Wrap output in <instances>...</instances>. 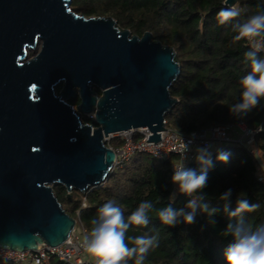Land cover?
<instances>
[{
    "label": "water",
    "instance_id": "water-1",
    "mask_svg": "<svg viewBox=\"0 0 264 264\" xmlns=\"http://www.w3.org/2000/svg\"><path fill=\"white\" fill-rule=\"evenodd\" d=\"M38 42L37 55L20 62ZM179 74L173 48L148 31L137 36L111 16L86 17L71 0H0V247L62 244L76 219L53 186L69 196L102 185L115 161L103 141L109 133L147 128L146 141H158ZM74 87L79 114L94 111L96 126L63 101Z\"/></svg>",
    "mask_w": 264,
    "mask_h": 264
},
{
    "label": "trees",
    "instance_id": "trees-1",
    "mask_svg": "<svg viewBox=\"0 0 264 264\" xmlns=\"http://www.w3.org/2000/svg\"><path fill=\"white\" fill-rule=\"evenodd\" d=\"M71 7L86 17L111 16L131 34L141 36L148 31L154 40L173 48L180 74L169 88L177 102L165 115L168 128L189 134L241 121L249 128L259 127L260 131L254 137L256 157L236 142L223 143L213 151L215 163L208 172L204 192L207 202L221 210L211 218L214 224L199 212L195 223H180L174 228L159 220L157 214L161 209L168 205L179 209L189 199L178 193L171 182L175 155L154 160L137 152L123 167L113 168L102 185L91 187L86 193L73 189L69 196L63 186L54 185V194L89 236L92 221L98 218V209L105 203L114 202L127 219L142 201H150L153 209L148 213L149 224L132 226L126 234L158 240V246L146 253L144 264H224L223 250L232 241L225 228L236 221L224 213L225 201L220 195L232 189V208L239 199L258 204L255 211L243 215L253 227L264 224V169L260 166V162L264 166V99L242 118L229 111L240 100V80L251 70L250 61L245 58L250 47L246 40H234L237 33L232 25L264 13V0H236L233 7L225 5L224 0H71ZM233 8L240 11V16L220 25L217 14ZM258 56L264 58L262 53ZM220 150L230 153L228 163L215 161ZM186 167L199 170L196 162ZM83 200L86 207L81 208ZM0 264L13 263L0 260ZM49 264L66 263L52 257ZM128 264H134V259Z\"/></svg>",
    "mask_w": 264,
    "mask_h": 264
},
{
    "label": "clouds",
    "instance_id": "clouds-1",
    "mask_svg": "<svg viewBox=\"0 0 264 264\" xmlns=\"http://www.w3.org/2000/svg\"><path fill=\"white\" fill-rule=\"evenodd\" d=\"M240 11L222 9L217 14L220 25H224L240 16ZM237 34L235 41L246 40L250 50L245 58L250 61L251 70L240 80L242 89L239 102L233 104L229 111L237 117H243L253 108L260 105L264 99V58L258 56L264 52V13L254 15L243 23L232 25ZM195 134L182 144L185 153L192 151ZM211 145L197 146L194 161L199 170L186 167L181 162L173 170L171 182L176 185L177 192L189 197L184 207L179 209L168 205L158 212L162 224L176 227L180 223L193 224L197 213L206 214L210 223L211 218L220 213V209L211 206L206 200L204 189L208 186V172L214 167ZM230 153L220 150L216 153L215 161L228 163ZM185 159L187 157L185 156ZM232 189L220 195L225 201L224 213L235 218V223H228L225 234L232 237V241L224 248V264H264V224L253 227L247 223L244 213L255 211L259 205L251 204L246 199L236 201V207L231 206ZM153 209L150 201H142L127 219L122 209L109 201L98 209V218L92 221L91 235L84 238L85 251L96 258V264H128L134 259V264H144L145 255L150 248L158 246L155 237L146 235L127 236L132 226H147L148 213ZM131 243V247H129Z\"/></svg>",
    "mask_w": 264,
    "mask_h": 264
},
{
    "label": "built area",
    "instance_id": "built-area-1",
    "mask_svg": "<svg viewBox=\"0 0 264 264\" xmlns=\"http://www.w3.org/2000/svg\"><path fill=\"white\" fill-rule=\"evenodd\" d=\"M247 45H250L247 42ZM264 55V52H262ZM164 130L159 131L160 139L146 141L151 134L147 128L132 129L127 133H114L105 138L104 144L115 153L113 168L123 167L131 155L140 152L148 155L154 160L169 159L171 155L177 156V160L172 163V173L181 162L186 166L194 161L195 148L197 146L211 145L212 153L214 149L223 143L236 142L244 146L250 154L256 157L254 149V137L260 128H249L243 122L235 125H215L200 131H192L189 134H182L166 126L163 120ZM235 132V136L232 132ZM195 134V141L192 151L185 153L182 144L192 138ZM185 156L187 159H185ZM262 176H259L260 180ZM86 207L85 200L81 203V208ZM79 213V212H78ZM89 236L81 224L75 225L70 236L58 246L40 244L34 251H14L0 247V260L13 264H49L50 258L62 261L66 264H96V258L85 251L84 238Z\"/></svg>",
    "mask_w": 264,
    "mask_h": 264
},
{
    "label": "flooded vegetation",
    "instance_id": "flooded-vegetation-1",
    "mask_svg": "<svg viewBox=\"0 0 264 264\" xmlns=\"http://www.w3.org/2000/svg\"><path fill=\"white\" fill-rule=\"evenodd\" d=\"M40 50V44L39 42L33 46L32 48H28L26 50V54L24 56V58L20 61V62H26L32 58H34L37 53ZM62 85L63 83L60 84H56L54 86V89L56 91V93H58L61 89H62ZM93 90L96 93V96L99 97L101 94V91L99 89H97L96 87H93ZM72 92L73 94L68 96L67 98H63V101L70 106L71 110L73 113H75L77 115V113L79 114V103H80V99H79V94H78V89L76 87L72 88ZM79 118L82 120L83 123L85 124H91L93 126H96L94 123V111L92 113H88V114H84V113H80ZM93 122V123H92Z\"/></svg>",
    "mask_w": 264,
    "mask_h": 264
},
{
    "label": "bare ground",
    "instance_id": "bare-ground-1",
    "mask_svg": "<svg viewBox=\"0 0 264 264\" xmlns=\"http://www.w3.org/2000/svg\"><path fill=\"white\" fill-rule=\"evenodd\" d=\"M130 130H132V129L124 130V131H119L118 133H127V132H129ZM114 133H117V132H114ZM114 133H109L107 136H104L103 141L105 140L106 137H108L109 135L114 134Z\"/></svg>",
    "mask_w": 264,
    "mask_h": 264
},
{
    "label": "rangeland",
    "instance_id": "rangeland-1",
    "mask_svg": "<svg viewBox=\"0 0 264 264\" xmlns=\"http://www.w3.org/2000/svg\"><path fill=\"white\" fill-rule=\"evenodd\" d=\"M232 135L235 136V132H234V131L232 132ZM262 167L264 168V166H262ZM81 193H82V192H81Z\"/></svg>",
    "mask_w": 264,
    "mask_h": 264
},
{
    "label": "crops",
    "instance_id": "crops-1",
    "mask_svg": "<svg viewBox=\"0 0 264 264\" xmlns=\"http://www.w3.org/2000/svg\"><path fill=\"white\" fill-rule=\"evenodd\" d=\"M260 166L262 167L263 165H262V164H260ZM262 169H264V168L262 167Z\"/></svg>",
    "mask_w": 264,
    "mask_h": 264
}]
</instances>
